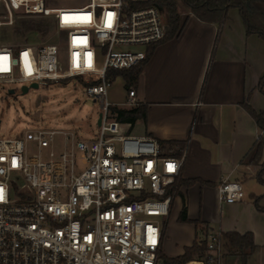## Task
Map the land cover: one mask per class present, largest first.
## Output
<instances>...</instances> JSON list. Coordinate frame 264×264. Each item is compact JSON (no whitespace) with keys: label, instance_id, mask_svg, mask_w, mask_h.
<instances>
[{"label":"built area","instance_id":"2783aa9c","mask_svg":"<svg viewBox=\"0 0 264 264\" xmlns=\"http://www.w3.org/2000/svg\"><path fill=\"white\" fill-rule=\"evenodd\" d=\"M140 2L0 0V26L14 15L50 16L57 34L54 43H25L16 52L0 44V89L81 77L101 114L91 139L41 125L0 137V264H224L230 233L221 229L199 239L206 243L202 257L164 260V228L183 158L163 154L153 136L129 132L130 123L110 115L107 70L139 64L165 36L161 8L133 5ZM135 97L130 88L124 103L135 106ZM56 134L65 138L60 151L52 148ZM243 198L239 181L217 185L220 203Z\"/></svg>","mask_w":264,"mask_h":264},{"label":"crops","instance_id":"0c3cea01","mask_svg":"<svg viewBox=\"0 0 264 264\" xmlns=\"http://www.w3.org/2000/svg\"><path fill=\"white\" fill-rule=\"evenodd\" d=\"M178 8L181 32L154 47L132 87L136 105H143L145 112V119L132 125L134 133L153 136L162 143L163 154L183 158L162 252L177 256L206 231L221 229L251 241L245 264H264V211L254 204V197L260 196L259 205L264 207V192L244 188L258 170L247 156L258 136L264 135L244 107L246 103L256 111L264 108V81L259 87L264 41L245 32L236 8L228 10L222 24L198 19L180 1ZM112 83L107 98L113 95ZM126 93L108 101L130 108L124 103ZM169 142L184 145L179 149ZM224 178L242 184V201H218L217 185ZM183 207L187 221L179 218ZM224 264H241L240 256L226 250Z\"/></svg>","mask_w":264,"mask_h":264},{"label":"rangeland","instance_id":"374dc122","mask_svg":"<svg viewBox=\"0 0 264 264\" xmlns=\"http://www.w3.org/2000/svg\"><path fill=\"white\" fill-rule=\"evenodd\" d=\"M55 1L64 6H76L85 0ZM56 40V29L50 16L14 15L12 23L0 26V44L12 45L14 52L18 46L25 43L40 45L54 43ZM133 48L142 49L143 47ZM119 76L113 80L111 86L113 95L107 98L109 100L124 97L126 89ZM82 81L79 78H71L55 83L47 82L37 88L30 87L25 94H21V85H13L15 87L13 94L0 89V137H13L26 129L41 125L74 132L78 138L82 139L94 138L98 134L96 119L100 113V104L84 93ZM8 87L5 86L6 91ZM129 132L134 133L135 129H130ZM65 145L64 136L56 134L52 148L60 151ZM48 150L45 148L41 152L45 154ZM34 151L36 150L32 148V152ZM244 188L254 193L264 192V185L260 184L256 178L248 179Z\"/></svg>","mask_w":264,"mask_h":264},{"label":"trees","instance_id":"16d2710c","mask_svg":"<svg viewBox=\"0 0 264 264\" xmlns=\"http://www.w3.org/2000/svg\"><path fill=\"white\" fill-rule=\"evenodd\" d=\"M187 6L190 12L198 19L216 24H222L227 18V12L230 8L238 10L241 21L244 25L247 34H256L264 41V0H145L133 5H148L151 3L157 4L164 13V28L165 36L161 40L173 38L181 32L183 23L181 22L178 12V2ZM159 41V42H161ZM153 43L146 49L145 59L137 65L127 69H109L106 72V78L112 83L116 76L120 75L124 81V88L128 91L130 88L137 85L139 74L147 59L152 54L154 47L159 43ZM82 80L81 77H77ZM67 78L64 80H70ZM264 81V74L259 79V87L261 88ZM85 84L84 81H82ZM262 90V89H261ZM263 94L264 91L262 90ZM244 107L254 119L257 126L264 131V108L256 111L250 105L244 104ZM110 115L121 122H128L131 126L134 122L141 118L145 119L144 106L137 104L130 108H122L118 106H109ZM160 143V142H159ZM171 145H177L179 149L183 147V143L169 142ZM162 147V143H160ZM164 147V146H163ZM264 150V136L260 135L256 139L247 158L248 162L258 166L255 178L264 185V159L262 153ZM172 190V189H171ZM176 193V188L173 189ZM260 196L254 197V204L258 210L264 211V207L259 205ZM180 220L187 221L186 209L182 208ZM197 224V221H193ZM253 245L245 236L235 233H230V243L227 245L228 252H234L240 256L241 264H245L247 257ZM206 250L205 240L195 239L191 245L185 246L183 252L174 257L163 256L164 260L169 263H183L193 258H199L204 255Z\"/></svg>","mask_w":264,"mask_h":264},{"label":"water","instance_id":"95a60500","mask_svg":"<svg viewBox=\"0 0 264 264\" xmlns=\"http://www.w3.org/2000/svg\"><path fill=\"white\" fill-rule=\"evenodd\" d=\"M30 87H31V88H37L38 85H37V83H32V84L30 85ZM28 90H29V87H28V86H22V87H21V94H25V93H27ZM13 93H14L13 89H10V90H9V94H13ZM100 121H101V114L99 113V115H98V117H97V125L100 124Z\"/></svg>","mask_w":264,"mask_h":264}]
</instances>
